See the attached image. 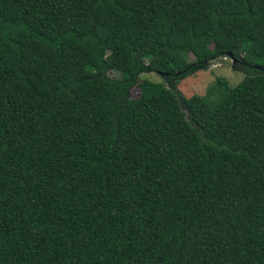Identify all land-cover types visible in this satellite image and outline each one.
<instances>
[{
    "label": "trees",
    "instance_id": "1",
    "mask_svg": "<svg viewBox=\"0 0 264 264\" xmlns=\"http://www.w3.org/2000/svg\"><path fill=\"white\" fill-rule=\"evenodd\" d=\"M0 264H264V0H0Z\"/></svg>",
    "mask_w": 264,
    "mask_h": 264
},
{
    "label": "rangeland",
    "instance_id": "2",
    "mask_svg": "<svg viewBox=\"0 0 264 264\" xmlns=\"http://www.w3.org/2000/svg\"><path fill=\"white\" fill-rule=\"evenodd\" d=\"M193 58L188 56V61ZM109 76L118 78L117 72H110ZM242 78L241 58L231 54L217 56L204 64L202 67H195L190 74L181 79H171L155 72H145L139 75L134 87L128 92V97L136 99L139 94V82L147 80L153 83L162 84L165 88L171 89L180 100L187 99L192 95L203 98L210 107H214L223 95L222 85L231 88Z\"/></svg>",
    "mask_w": 264,
    "mask_h": 264
}]
</instances>
